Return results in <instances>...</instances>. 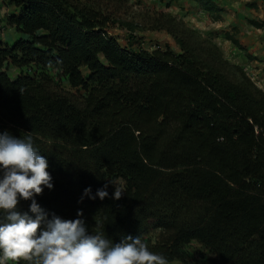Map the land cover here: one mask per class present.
<instances>
[{"label":"trees","instance_id":"16d2710c","mask_svg":"<svg viewBox=\"0 0 264 264\" xmlns=\"http://www.w3.org/2000/svg\"><path fill=\"white\" fill-rule=\"evenodd\" d=\"M4 2L13 11L1 27L20 38L0 41V133H31L46 157L53 189L36 200L49 216L80 211L89 232L99 225L113 243L140 236L169 264L187 262L194 242L211 257L193 264H264V91L244 68L171 13L118 19L128 0ZM146 32L177 50L131 49ZM105 184L107 198L80 202Z\"/></svg>","mask_w":264,"mask_h":264},{"label":"clouds","instance_id":"9594fccd","mask_svg":"<svg viewBox=\"0 0 264 264\" xmlns=\"http://www.w3.org/2000/svg\"><path fill=\"white\" fill-rule=\"evenodd\" d=\"M244 70L264 91V81L259 79V85L250 76L256 73ZM48 167L31 133L19 138L7 131L0 133V264H169L167 257L151 251L140 236H124L113 243L99 225L89 232L80 211L74 220L49 216L36 200L45 189H53ZM107 188L105 184L95 194L91 187L85 188L80 202L84 198L104 200L109 196ZM122 193L114 186L111 198L119 200ZM20 201H30L27 212L16 210Z\"/></svg>","mask_w":264,"mask_h":264},{"label":"crops","instance_id":"0c3cea01","mask_svg":"<svg viewBox=\"0 0 264 264\" xmlns=\"http://www.w3.org/2000/svg\"><path fill=\"white\" fill-rule=\"evenodd\" d=\"M162 1L164 2L165 5L161 7L159 10L163 11L165 9V12H168V13H171L177 16L179 19L183 20L187 24H188L187 19L189 17V20L192 23H194L195 21L196 23L195 28L199 27L198 29L200 31L201 29H204L206 27L204 29L205 31L203 30V32L204 33L207 32L206 34L213 37L216 40V42L220 44V46L222 45L221 47H223L224 50L228 48L230 49V46H232L233 51H239L240 61L238 62V65L244 68L251 69L254 73L257 74L259 79L264 81V50L263 51L260 50L259 52L262 51V53H258V51L256 50L257 49L256 45H258V42L255 41V39H253L249 43L243 42V40H246L245 38H243V36L247 35L245 34L244 30H247V33H251L252 35H257V33L261 32V36L260 37L258 35L257 36L260 38V40L262 39V36L264 35V26L261 29H256L250 26V23L251 21H255L256 23L261 24L262 22H264V18H262L260 21V19L246 18L245 16H243V14L242 15L240 14L238 10L241 9V3L247 2V0H215V5L223 10L222 13L218 15L209 14L205 12L203 8L201 7V5L199 4L198 0H178V2H175L176 0H162ZM181 2H182V5H181ZM258 3L259 1L257 2V4ZM154 4L156 5L157 3L155 2ZM245 7L247 9L245 11L250 12L254 10L253 8L249 9V7H247L246 5ZM8 11L9 9L7 8L5 12H2L0 14V26L2 25L5 13H8ZM232 12H233V15H232ZM193 13H195V15L191 16ZM223 15L225 17H223ZM217 16H218V19L214 20V18ZM229 28L232 30V32L231 30H229ZM249 29L251 31H248ZM225 33H230L234 35L235 38L239 41L242 48L238 49L236 47H233L231 42L226 41L224 39ZM11 34H14L13 30H8L7 35L1 34L0 41L8 45L9 39L11 38ZM166 40H169V39H166ZM165 43L168 44L169 41ZM227 44H229V46H227ZM251 45L253 48L249 47ZM261 45H260V48L264 49L263 39H262Z\"/></svg>","mask_w":264,"mask_h":264},{"label":"rangeland","instance_id":"374dc122","mask_svg":"<svg viewBox=\"0 0 264 264\" xmlns=\"http://www.w3.org/2000/svg\"><path fill=\"white\" fill-rule=\"evenodd\" d=\"M212 1L215 3V0H212ZM258 1L259 0H247V2H242L241 3V9H239L238 11L240 12L241 15L243 14V16H245L246 18H255V19L257 18V19H260V21H261V19L264 18V3H263L264 0L259 1V3L257 4ZM155 2L157 3L156 5L154 4ZM175 2H178V0H176ZM243 4H245L247 7H249V9L253 8L254 10L250 11V12L245 11L247 9H246L245 5H243ZM164 5L165 4L162 0H160V2H159V0H128V4L125 7V9L116 13L115 16L118 19L123 20V21H131V20L135 19V21L138 22L140 16L144 15L145 13H148V12L153 13L156 11L157 12H163V11L165 12V9L163 11L159 10ZM181 5H182V2H181ZM257 5H259L260 8ZM6 10H7V6L4 2V0H0V14L2 12H5ZM9 11L11 12V11H13V9L9 8ZM194 15H195V13H193L191 16H194ZM232 15H233V12H232ZM223 17H225V16L223 15ZM187 21H188L189 26H192L195 28V26H196L195 21H194V23H192L189 20V17H188ZM262 24L264 25V22H262ZM198 28H195V29L199 30ZM204 29H201V31L200 30L199 31L203 32ZM229 30H231V29L229 28ZM248 31H251V30L249 29ZM252 31H254V30H252ZM231 32H232V30H231ZM244 32L247 35L243 36V38L246 39V40H243V42L249 43L253 39H255V41L258 42V45H256V48H257L256 50L258 51V53H262V51L264 49H261L260 45L262 44V39L264 40V35L262 36V39L260 40L259 37L261 36V32L257 33V35L259 37L257 35H252L251 33H247V30H244ZM110 33L118 39L119 43L122 46H125L126 44L129 45V43L127 41L129 39L126 36L127 34L124 30H122L120 28H115V29L111 28ZM205 33H207V32H205ZM1 34L7 35V30L0 32V35ZM136 35H137V36H135L136 40L132 41V43L130 44V48L133 50H137V49L152 50L155 47L164 50V46L166 45L165 42H167V41H169L170 44L168 43L167 45H169V47H172L171 49H173L175 51L177 50V47L175 46L172 39L170 37H168V35H166L165 33L146 32V33H139V35L138 34H136ZM254 36H255V38H254ZM19 38H20L19 34H16V33L11 34V38L9 39L8 45L11 46L12 43L15 42V40H17ZM166 39H169V40H166ZM215 42H216V40H215ZM216 43L218 44V42H216ZM218 45L220 46V44H218ZM221 46H220V48L223 51V53H225L224 56L226 57V59H228L233 64H238V62L240 61L239 51H233L232 46H230V49L228 48V49L224 50V48ZM227 46H229V44H227ZM249 47L251 48L252 45ZM260 50H262V51L259 52ZM8 72H9L10 76H12V77L16 74V71H14L13 69H10ZM250 76L252 79H255L254 81L259 83V85L261 84V82H259V78L256 74H252ZM62 87L66 91L71 90L70 87L67 86L66 84H62ZM155 235L152 236V238L155 237ZM189 253H190V258L187 262H175L173 264H193V262L196 260L209 259L211 257L207 252L202 250L201 247L195 242L190 245ZM9 264H11V262H9Z\"/></svg>","mask_w":264,"mask_h":264},{"label":"built area","instance_id":"2783aa9c","mask_svg":"<svg viewBox=\"0 0 264 264\" xmlns=\"http://www.w3.org/2000/svg\"><path fill=\"white\" fill-rule=\"evenodd\" d=\"M4 31V29H2V27L0 26V32Z\"/></svg>","mask_w":264,"mask_h":264}]
</instances>
